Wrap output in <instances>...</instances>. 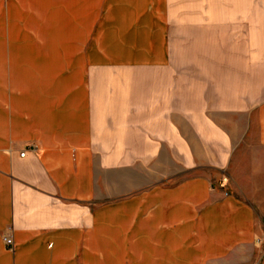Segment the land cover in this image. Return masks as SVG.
<instances>
[{
    "label": "crops",
    "instance_id": "1",
    "mask_svg": "<svg viewBox=\"0 0 264 264\" xmlns=\"http://www.w3.org/2000/svg\"><path fill=\"white\" fill-rule=\"evenodd\" d=\"M222 74L264 75V0H0V264H264V96Z\"/></svg>",
    "mask_w": 264,
    "mask_h": 264
},
{
    "label": "rangeland",
    "instance_id": "2",
    "mask_svg": "<svg viewBox=\"0 0 264 264\" xmlns=\"http://www.w3.org/2000/svg\"><path fill=\"white\" fill-rule=\"evenodd\" d=\"M211 77L212 79H214L215 82H218L220 79L219 76H211ZM201 78L202 76H197V75L195 76L196 80L201 81ZM235 86L241 89L243 97L245 96L247 98H250L253 96H257V94L264 96V75H252V74H239V75L224 74L223 75L222 74V89H223L222 91L223 93L226 94V96H228L227 100H229L230 98H232L233 100V97H230V95H234V91H231L230 88H234ZM232 114L233 113H229V112L222 113V119L227 120V122L225 120H222V127H225L226 130L228 129L227 131H231L232 124L228 121L234 118L233 117L234 115ZM222 142H224V140H222ZM234 142L235 141L233 140L231 151L236 150L237 144H235ZM214 157H216L215 159L217 160L220 158L222 159L221 154L220 155L218 154ZM248 157L246 156V159H244L242 163H249L250 159ZM194 158H195V161H194V165L192 166L193 168L191 167L188 169L180 170L178 176L176 178H173L174 181L181 180V179L191 177V176H196V175H208L212 177V182L214 184L223 183L225 186L226 184H228L229 178H228V171L226 169H222V167H219L217 164H214V165L200 164L199 162L201 161H199L198 156L195 155ZM188 159L189 161H191L189 156H179L180 166H182V164H186ZM238 173L241 175L243 174L246 175V174H249V171H246V172L239 171ZM149 177H152V175H148V178Z\"/></svg>",
    "mask_w": 264,
    "mask_h": 264
},
{
    "label": "built area",
    "instance_id": "3",
    "mask_svg": "<svg viewBox=\"0 0 264 264\" xmlns=\"http://www.w3.org/2000/svg\"><path fill=\"white\" fill-rule=\"evenodd\" d=\"M23 155H24V152L20 154V156H23ZM4 243H5L8 247L12 248V246H13V242H12V237H11V235H6V236H4Z\"/></svg>",
    "mask_w": 264,
    "mask_h": 264
}]
</instances>
